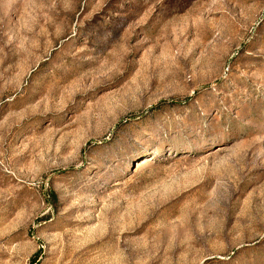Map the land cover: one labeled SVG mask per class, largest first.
<instances>
[{"label":"rangeland","instance_id":"rangeland-1","mask_svg":"<svg viewBox=\"0 0 264 264\" xmlns=\"http://www.w3.org/2000/svg\"><path fill=\"white\" fill-rule=\"evenodd\" d=\"M0 264H264V0H0Z\"/></svg>","mask_w":264,"mask_h":264},{"label":"bare ground","instance_id":"bare-ground-1","mask_svg":"<svg viewBox=\"0 0 264 264\" xmlns=\"http://www.w3.org/2000/svg\"><path fill=\"white\" fill-rule=\"evenodd\" d=\"M143 159H145V158H143Z\"/></svg>","mask_w":264,"mask_h":264}]
</instances>
